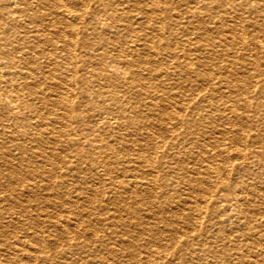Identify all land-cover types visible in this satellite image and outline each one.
I'll use <instances>...</instances> for the list:
<instances>
[{"label":"bare ground","instance_id":"6f19581e","mask_svg":"<svg viewBox=\"0 0 264 264\" xmlns=\"http://www.w3.org/2000/svg\"><path fill=\"white\" fill-rule=\"evenodd\" d=\"M92 1L98 2L100 10H104L101 13V20L105 27H111L112 16L116 15L117 0ZM192 1L194 3H188L186 8L197 17L198 25L194 24L193 29H198L199 35H191L192 32L186 28V24H181L177 20L176 24H179L181 30L186 29V32L173 35L169 40L161 39L159 42L161 47L149 44L155 49L152 54L150 52L152 57L163 55L160 57L165 59L166 64L177 68V72L183 75L180 80L173 81L179 90L168 92L165 96L161 94L157 97L158 100H149L147 102L149 111L143 110L141 106L143 102L129 104L131 101L121 97L115 88L110 89V94L106 97L114 101V105L105 103V95L102 96V107L114 109L115 116L112 117L119 119L117 126H124L121 147L126 153L115 156L119 150L116 143L101 136L103 143L100 139L96 141L93 139L96 145L90 147V164L94 167L101 164L105 171H109L112 162L121 160L124 163L122 171L127 179L121 183L122 194L114 192L112 197L108 198L113 206L103 211L104 217L102 222L99 220V227L93 226L90 229L91 239L97 243L99 241L100 244L112 241L116 246L125 248L132 264H264V134L260 136L258 133L247 132L244 128L252 122L264 126V101L260 100L253 106L247 99L242 100L244 109L240 111L233 101L227 105L225 102L228 99L224 98L226 100L224 101L218 98L219 101L216 99V103L210 104V108L207 109L206 105L201 104L203 98L200 94V99L198 96L193 99L186 96V91L191 88L199 90V84L203 81L207 84L214 83L212 81L214 75L205 68L235 69L240 66L264 64V0ZM45 2L53 3L55 9L40 10L43 3L47 4ZM142 2L144 5L150 2L156 13L155 18L160 17V24L157 27L164 35L165 29L161 19L166 18L163 13L167 6H163L158 0ZM74 3L82 6L75 10ZM91 5L90 0H0L1 62L10 69L21 62L20 59L31 45H48L51 51L44 61L43 73L55 75L54 71L57 70L56 76L62 81L82 79L88 65L75 56L73 49L78 32L84 29L90 31L87 22H90V16L93 14ZM205 16L210 25H201V20L205 19L203 18ZM167 17L170 18L168 15ZM77 18L85 22L80 31L74 21ZM246 25L254 27L249 36L244 34ZM106 41L112 44L111 49L120 50L112 36L107 37ZM136 44L140 43H133V49H136ZM144 46L150 48L146 43H142L137 49ZM159 50L164 54L159 53ZM114 58L124 67L134 64L121 59L120 54L115 53ZM41 67L43 66H37ZM118 68L115 62H108L105 67L99 65L96 69L93 68L95 70L91 69L88 76H108L109 71ZM29 73L33 77H40L35 75L33 70H29ZM222 75L225 78L223 83L228 85L236 83L240 78V73L230 70L229 73L223 71ZM124 76L121 75L122 79L120 82L117 81L118 86L128 82L129 77ZM129 82L136 87L135 80L134 83L133 80ZM141 86L138 85L136 90L142 92ZM71 88L74 90V87ZM23 94L16 92L11 96V93H8L4 100L7 106L11 107L9 113L11 120L17 125L30 119L23 108L26 107L31 114L38 111V108L28 105ZM62 94L63 91L59 98L63 99L66 108L61 119L37 120L40 122L38 124L41 126L42 134L54 137V140L60 142L62 140L57 138L58 135L76 132L78 129V119L75 118L77 114L70 103V99L74 98L70 96L69 99ZM186 99L193 100L190 104L192 108L185 104L190 103ZM17 100L18 103L15 102ZM248 111L253 113L249 114ZM28 121L30 124L34 123L31 119ZM260 130L264 133L261 127ZM43 136L41 135L40 139ZM14 140H16L12 141L14 148L25 150L22 141L17 137ZM63 142L72 145L75 143V137L69 134ZM4 146V142L1 141L0 148ZM73 147L71 146V151L76 149ZM39 148L37 151L30 148L33 152L28 151V155L41 157L42 161L48 162L51 166L61 161L62 156H57L56 152ZM80 150L77 148L75 152ZM0 152L2 153V150ZM6 163L7 165L9 163L7 158ZM250 173L260 180L250 181L245 178ZM10 175L7 167L0 168V177L7 179ZM90 190L95 192L97 189L92 186ZM6 213L7 210L0 209L2 217H8ZM75 222L77 226V219ZM30 225L27 228H30ZM53 226L59 229L61 236L66 232L65 236L69 238L67 230L64 232V228L67 229L66 223ZM41 231L27 230V233L17 237L15 241L2 239L0 244L5 245L2 249L8 252L3 254L0 252V264H22L20 261H25L23 257L29 255L37 257L42 256L44 251L49 252V249L46 250L49 234H43Z\"/></svg>","mask_w":264,"mask_h":264},{"label":"rangeland","instance_id":"374dc122","mask_svg":"<svg viewBox=\"0 0 264 264\" xmlns=\"http://www.w3.org/2000/svg\"><path fill=\"white\" fill-rule=\"evenodd\" d=\"M117 2L116 15L112 16L111 27H105V24L101 20V13L104 10H100L101 6L98 5L99 3L93 2L92 0H90V4H92L93 14L90 16V22H87L90 31L89 29L87 31L85 29L81 30L82 25H85L84 21H81L79 18L74 20L76 26H78V30L80 29L81 31L79 30L80 32L75 37L76 44L74 45L73 51H75L74 53L77 58L82 59L88 65V70L82 79L79 78L77 81H62L56 76L58 73L57 70L54 71L55 75L43 73L45 69L44 61L46 56L50 54L49 51H51V47L48 45H31V48L28 47L27 52L25 51L26 53L23 54L24 57L20 59L21 62L10 69L0 60V142L2 141L5 144L3 148H0V151L2 150V153L0 152V168L7 167V170H10L11 173L7 179L0 177V209L7 210L6 214L8 215L5 218L0 215V241L2 239L15 241L17 237H22L27 233V230H35V232L42 230L41 233L49 234L46 242L48 246L46 250L48 251L49 249V252L45 253L44 251L42 256L37 257L32 255L23 257L25 261H20L22 264L24 262L25 264H132L130 261L131 258L126 254L125 248L116 246L112 241L109 243L105 242L106 244H100L99 241L97 243V241L95 242L91 239L90 235V229L93 226L96 228L99 227V222L103 221V211L113 206V203H109L108 198H111L114 192L122 194L121 183L123 184L125 179H127V176L122 171L124 163L121 160L112 162V168L109 171H105L101 164L96 167L90 164V147L95 143L94 140L100 139L101 136H105L110 142L116 143L119 150L114 154L115 156L126 153L125 149L123 150L121 147L123 145L121 136L124 133V126H117L119 125L117 124L119 123V119L112 117L115 116L114 109H105L102 107V96L105 95L104 97L106 98L110 94L109 90L115 88L121 97H125L131 101L129 104H140L143 102L141 105L143 110L149 111V104H147L149 100H158L157 97L159 95L163 94L165 96L168 92L177 90L178 88L174 86L173 81L183 78V75L181 76L177 72V68L173 67V69L166 64L165 59L160 57L163 55L158 54L160 58L158 56L152 57V51L155 49L154 46L150 47L149 44H153L155 47H161L159 43L161 39L163 41L165 39L169 40L171 36L180 35L182 31L184 32L186 29L181 30L179 24H176L177 20L181 24H186V28L188 27V30L192 32L191 35L198 36L199 34L198 29H193L194 24L198 25L196 21L197 17L195 14L188 12V8H186L188 3H194L192 0L190 2L187 0H158L160 4L167 6V8H164L165 13H163V15H166V18L161 19L165 29L164 35L157 27L160 24V17L159 19L155 18L156 13L151 8L150 2L147 5H144L142 0H136L135 2L134 0H117ZM45 3L47 4L43 3L40 10L47 11L48 8L55 9L53 3ZM73 5L75 10L82 6L79 3H74ZM206 17H203L205 19L201 18V25H210ZM189 22L192 24L189 25ZM248 26L250 25H246L244 32L246 36H249L250 31L254 28L253 26ZM109 36H112L116 45L120 47L119 51L111 49L112 44L106 41ZM135 42H139L140 44H136V49H133L132 44H135ZM142 43H146L150 47V50L145 46L144 48L137 49ZM242 52L244 51L242 50ZM115 53L120 54L121 59H126L134 64H131L130 67L122 66V63L114 58ZM159 53L162 52L160 51ZM112 61L119 66L117 70H108V76L91 75L89 77L91 69H96L99 65L105 67L108 62ZM38 65H42L43 67L37 68ZM29 70H33L35 72L34 74L37 76L40 75V77H33L29 73ZM205 70L212 72V75H214L212 81L214 83L208 82L207 84L206 81H203L199 84V90H193L191 88L186 91V96L190 99L197 96L199 99L202 97L201 104L206 105L207 109L210 108V104H215L218 98L224 101L228 99L225 102L227 105L234 102L240 111L244 109L241 104L243 102L242 100L247 99L249 104L253 106L260 100L264 101V64L260 66H240L235 69L232 67H209L205 68ZM229 70L230 72L235 71L238 74L240 73L239 80L236 83H230V85L223 83L225 78L222 75L223 71L224 73H229ZM121 75L128 76V82L123 83V86H118L117 81L120 82L122 79ZM130 80H133V83L135 80L134 85L136 87L142 85V92L137 91L135 86L130 85ZM70 86L74 87V90ZM14 88L16 89L14 90ZM67 89L68 91H66ZM62 91V96L68 97L69 99L70 96L74 98V100L70 99V103L73 105L74 113L77 114L75 118L78 119L77 133L74 131L69 133L75 137V143L72 145L63 142L69 135L67 133H62L57 136V138H61L62 142L54 140V137H46V134L41 133V126L38 124L40 122L37 121L38 119L41 121L61 119L66 108L63 99L60 100L59 98ZM16 92H23L24 99L28 102V105L38 108V111H35L33 114L29 113L26 107L23 108L26 116L33 120V124L29 123L28 120L30 119L19 125L13 123L11 120L9 115L11 107L7 106L4 100L6 94L11 93V96H13ZM234 94L235 96L233 97ZM238 97H241V99H238ZM186 101H190V103L185 102V104L189 108H192L190 104L193 100L186 99ZM15 102L18 103L19 100ZM104 102H107L108 105H114V101L112 102L109 98H106ZM127 109L126 107L125 110ZM78 113L80 114L78 115ZM248 113L252 114L253 112L248 111ZM260 127L264 130V126L256 125L252 122L251 125L245 126L244 128H246L247 132L258 133L261 136L264 133L261 132ZM248 128L251 129L249 130ZM111 134L117 137H112ZM41 135L44 136L40 139ZM15 137L19 141H22L25 150H23L24 148H14L12 141H16L14 140ZM100 141L103 143V140L100 139ZM71 146H74L73 149H76H72L73 151H71ZM39 147L47 151L56 152L57 156H62L61 161L51 166L48 162L42 161L41 157H31L28 155V151L33 152L30 148L37 151ZM77 148L81 150L76 153ZM9 150L11 151L9 152ZM68 153H73L74 155L68 156ZM6 158L9 159L8 165L7 163L5 164ZM174 178L178 179V177ZM245 178H248L250 181L260 180L258 177L255 178L252 173L245 176ZM38 183L41 185H35ZM92 186L97 189L95 192L90 190ZM17 204L19 207H17ZM74 218L78 221L77 226ZM61 221L67 224V229L64 228V232L67 230L69 238H66V232L64 236H61L59 229L53 226L61 225ZM29 225L30 228H27ZM37 227H39V230ZM4 246L0 244V252L2 254L8 252L2 249ZM110 259L111 261H109Z\"/></svg>","mask_w":264,"mask_h":264}]
</instances>
